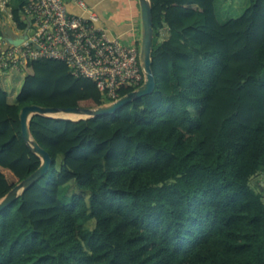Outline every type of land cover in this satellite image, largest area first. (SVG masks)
<instances>
[{"label":"trees","instance_id":"1","mask_svg":"<svg viewBox=\"0 0 264 264\" xmlns=\"http://www.w3.org/2000/svg\"><path fill=\"white\" fill-rule=\"evenodd\" d=\"M217 1L151 0L152 95L114 115L31 120L53 165L0 213V264H264V194L252 186L264 175V0L227 22ZM103 104L60 61L0 70V201L42 164L22 135L25 107ZM72 182L90 198L63 204Z\"/></svg>","mask_w":264,"mask_h":264},{"label":"built area","instance_id":"2","mask_svg":"<svg viewBox=\"0 0 264 264\" xmlns=\"http://www.w3.org/2000/svg\"><path fill=\"white\" fill-rule=\"evenodd\" d=\"M18 8L24 30L14 20ZM24 35L20 45H10ZM40 60L63 62L73 76L94 82L106 106L124 88L138 91L146 81L139 49L109 38L84 0H0V70L25 74Z\"/></svg>","mask_w":264,"mask_h":264},{"label":"water","instance_id":"3","mask_svg":"<svg viewBox=\"0 0 264 264\" xmlns=\"http://www.w3.org/2000/svg\"><path fill=\"white\" fill-rule=\"evenodd\" d=\"M141 14H142V38L140 60L145 72L146 81L144 85L135 92L128 94L119 101L110 106L99 107L98 109H59V108H45L40 106H28L22 110L20 121L22 127V135L25 143L30 147L34 154H36L42 161L40 168L17 185L4 199L0 201V213L6 208L16 202L19 196L32 188L40 179L46 176L53 165V159L49 152L44 150L37 141L33 140L30 131V122L35 116L52 118L55 115L65 114H79L87 115L88 119H94L103 116L114 115L123 107L137 101L143 97L152 95L157 87V82L152 69V52L154 47V28H153V12L151 0H139ZM26 35L20 38H11L9 43L12 46L20 45L25 39ZM87 119V120H88ZM77 122V121H74Z\"/></svg>","mask_w":264,"mask_h":264},{"label":"crops","instance_id":"4","mask_svg":"<svg viewBox=\"0 0 264 264\" xmlns=\"http://www.w3.org/2000/svg\"><path fill=\"white\" fill-rule=\"evenodd\" d=\"M84 1L97 13L99 27L106 31L109 38L118 39L127 47H140L142 14L137 0ZM219 1L216 2V11L220 19L222 16L219 14V8L217 7ZM169 37V30L164 29L162 32L163 41L169 39Z\"/></svg>","mask_w":264,"mask_h":264},{"label":"rangeland","instance_id":"5","mask_svg":"<svg viewBox=\"0 0 264 264\" xmlns=\"http://www.w3.org/2000/svg\"><path fill=\"white\" fill-rule=\"evenodd\" d=\"M139 3V0H137ZM222 1V0H220ZM219 1V2H220ZM217 7L219 8V14H221L222 17H220V20L222 22H227L230 20H235V19H239L244 12L248 9V7L250 6V2L248 0H224L223 2L219 3ZM140 5V4H139ZM142 28V26H141ZM142 32V29H141ZM142 38V35H141ZM162 42V39L160 41V43ZM141 49V46L140 48ZM191 113L193 116H197L198 112L194 109L191 108L190 109ZM79 116H83V115H79ZM52 118H56V119H63V120H69V121H82V120H87L88 117H82L81 119H73V118H68V114L62 113L59 115H55ZM63 164V158L59 157L58 161H57V166H56V170L57 172L60 171L61 167ZM252 186L256 189H260L263 194H264V175L263 174H259L257 176H255L252 179ZM60 199L61 202L63 204H70L71 200L74 196H86V198H90V194L89 193H83L81 190L78 189L77 184L75 182L70 183L69 185H66L64 187L61 188L60 190ZM88 227L94 229L96 227V222H91Z\"/></svg>","mask_w":264,"mask_h":264},{"label":"bare ground","instance_id":"6","mask_svg":"<svg viewBox=\"0 0 264 264\" xmlns=\"http://www.w3.org/2000/svg\"><path fill=\"white\" fill-rule=\"evenodd\" d=\"M85 118L88 117L87 115H83ZM83 116H79V114H68V118H77V119H81ZM89 118V117H88Z\"/></svg>","mask_w":264,"mask_h":264},{"label":"clouds","instance_id":"7","mask_svg":"<svg viewBox=\"0 0 264 264\" xmlns=\"http://www.w3.org/2000/svg\"><path fill=\"white\" fill-rule=\"evenodd\" d=\"M140 46H141V43H140ZM139 48H140V47H138V49H139ZM140 50H141V49H139V51H140ZM133 92H135V91H133ZM126 96H127V95H126ZM123 97H125V96H123ZM123 97H122V98H123ZM111 105H112V104H111ZM103 106H106V105L103 104L101 107H103ZM108 106H110V105H108ZM77 122H78V121H77Z\"/></svg>","mask_w":264,"mask_h":264}]
</instances>
